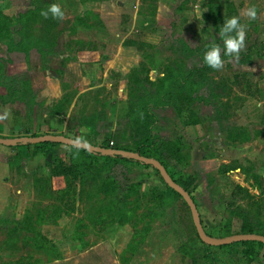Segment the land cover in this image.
Here are the masks:
<instances>
[{
	"label": "rangeland",
	"instance_id": "obj_1",
	"mask_svg": "<svg viewBox=\"0 0 264 264\" xmlns=\"http://www.w3.org/2000/svg\"><path fill=\"white\" fill-rule=\"evenodd\" d=\"M52 4L61 6L63 20L41 15ZM0 16L11 34L0 32V56L6 55L4 42L10 37L17 41L12 35L16 31L22 32L24 45L31 46L27 71L36 75H14L9 67L14 91L25 92L17 82L40 81L41 71L50 69L57 76L53 82L60 86L61 104L53 109H61L67 127L52 131L54 136L76 140L83 135L86 142L81 143L104 148L112 142L113 147L134 152L143 127L151 125V159H160L183 179L208 236L222 238L227 228L231 236L239 235L245 215L254 216V224L263 225L256 231L264 234V198L248 200L235 189L244 172L227 174L231 166H224L217 176L223 167L215 161L220 147L207 130L216 120L229 124L228 131L237 139L245 138L232 121L249 97V19L240 20L247 32L239 61L222 51V70L201 68L194 52L199 49L205 55L213 42L223 49L220 29L237 16L229 0H0ZM192 70H199L191 80L201 87L200 94L179 93L172 105L156 106L158 91L171 84L174 75L186 76ZM149 100L153 102L147 106ZM56 148V161L68 165V146ZM95 166L101 171H88L93 178L81 175L73 182L70 176L68 191L38 192L34 201L7 214L12 220L0 225V264H211L212 259L214 264H264L259 259L264 249L255 247L258 255L249 259L239 244L211 248L205 256L182 201L175 198L166 209L155 204L165 188L154 168L124 164L109 170L101 160ZM247 184L243 181V187ZM120 186L137 193L125 198L126 189L117 192ZM44 188L49 191L48 185ZM73 197L75 211L68 214ZM118 202L132 212L122 227L115 224ZM17 224L23 232L12 235L13 248L5 233ZM37 233L55 249H34Z\"/></svg>",
	"mask_w": 264,
	"mask_h": 264
},
{
	"label": "crops",
	"instance_id": "obj_2",
	"mask_svg": "<svg viewBox=\"0 0 264 264\" xmlns=\"http://www.w3.org/2000/svg\"><path fill=\"white\" fill-rule=\"evenodd\" d=\"M234 1L229 0V3L234 6L241 23H246L241 19L243 18L241 12L244 9L251 6L257 9V19H249V64H245L249 71V97H246L243 107L239 110V118L235 117L233 118L235 121H232L239 132L245 133L246 138L239 140L236 135H231L227 128L230 125L224 120L222 123L225 125H221V122L219 125L214 120L212 127L207 130L214 133L213 136L217 137L220 147L218 151L220 157L216 156L215 161L223 167L218 170L217 176L224 173V166H231L227 174L244 172L246 176L243 174L245 177L243 181L248 182L247 187H243L242 181L235 183V189L240 187L242 189L240 193L246 199L255 200L264 198V0H239L238 6ZM102 24L106 28L103 22ZM4 47L6 55L0 56V59L5 61V73L0 80V116H3L5 111L10 115L0 121V138L40 137L53 135L52 131H65L67 122L61 119V109L59 112L57 110L54 112L53 109L61 104L59 100L62 95L60 86L53 82V77H57L56 74L50 69L41 71L40 81L17 82L27 93L15 92V83L11 80L13 76L7 69L13 68L14 75H36L27 71L31 52L25 55L20 52H9L6 46ZM78 54L87 56L86 52H78ZM54 150L56 151L57 148ZM45 151H37L33 147L15 148L0 145V219H6L7 214L18 211L22 206L19 204L34 201L38 192L44 195L66 190L67 178L60 174L52 175L53 165L48 163ZM124 164L126 163H117L111 168ZM69 165L70 162L66 166ZM103 168L107 167L103 165ZM71 179L69 178L70 181ZM45 185L49 186V191L44 190ZM55 185L57 187H54ZM70 202L73 204L72 209L65 210L68 214L74 213L77 201L73 197ZM249 216L250 219L254 217ZM115 224L118 226V223Z\"/></svg>",
	"mask_w": 264,
	"mask_h": 264
},
{
	"label": "trees",
	"instance_id": "obj_3",
	"mask_svg": "<svg viewBox=\"0 0 264 264\" xmlns=\"http://www.w3.org/2000/svg\"><path fill=\"white\" fill-rule=\"evenodd\" d=\"M2 17V16H0ZM1 19V18H0ZM5 21L4 20H0V32H5L7 35H11L9 30V26L4 24ZM80 23V22H79ZM21 31H16V33H12L13 36H17V41H15V39L13 38H9L7 40V42H4L3 45L6 46L7 51L9 52H20V53H24L25 55H28L30 47L28 44L24 45L25 40L23 39L22 35H21ZM44 36V35H42ZM46 40V39H45ZM54 43H56V38L53 39ZM189 50V49H188ZM191 51V49H190ZM197 56L200 59V63H201V68L205 67V62H204V51H200L199 49H196L194 51ZM3 71L2 66L0 64V80L2 79L3 75L1 74V72ZM195 71H199V70H192L190 72L187 73L186 76H182L179 74L174 75L172 78V82L171 84L168 83L165 86H163V88L158 91L157 95H156V106L160 107H165L172 105L173 103H175L176 100V95L179 93H185L188 95H193L194 93H198L201 91V87H199L198 83L192 82V77ZM13 81V79H11ZM150 102H153L152 100L148 101L147 106L150 105ZM155 102V101H154ZM146 106V104H144ZM143 107V105H142ZM150 118L153 117L150 115ZM195 123V122H194ZM193 124V123H190ZM242 132V131H241ZM244 136L245 133L243 132ZM48 136V135H47ZM237 138V135H236ZM243 138V137H240ZM246 138V137H245ZM244 138V139H245ZM243 139V140H244ZM154 136L151 133V125H149L148 127H143V131L141 134V137L139 139L138 142L135 143L136 149L135 151H131L128 149H124V148H116V147H110V146H104L105 149H115L118 151H126V152H131V153H137L142 157H145L147 159H151V156L149 155V153H151L152 148L154 147ZM76 141V140H75ZM63 145L61 143H52V142H45V143H40V144H32L30 141H28L27 143H19L16 146H14L15 148H23V147H33L35 150L39 151V150H46V155L48 157V163L50 165H53V170H52V175H63L65 178H67V188L66 190H64L63 192L68 191V189L72 186L71 185V181L69 180L70 176H72L73 180H75L74 178L78 179L77 177L81 176V175H90V178H93L91 173L92 172H96V170H100L98 167L95 166V163L97 160H101L104 167H107L108 169H112L111 167L114 164L117 163H126V164H131V165H138V166H142L145 168H151L153 169L151 166L147 165V164H143V163H139L137 161L131 160L128 157H124L121 155H113V156H105L99 153V149L102 147H98L95 145H91L92 149L90 151H86L83 148L79 147V146H68L69 150H70V165L66 166L64 165V163L61 162H57L55 159V148ZM156 161H158L167 171L168 175L170 176V178L180 187H182L190 196H191V191L189 189L186 188V186L184 185V181L181 178H176L174 173L171 172V170L169 169V166L164 163L163 161H161L160 159H155ZM88 171H90L91 173H89ZM153 171L159 176L161 182L164 184V188H165V192H163V195L160 198H156L155 200V204H157V206L160 207H164V209L166 208H171L174 205V200L175 198L179 199L182 201V204L188 209V207L186 206V204L184 203V201L182 200V198L180 197V195H178L176 192H174L172 189H170L168 186L165 185V183L162 181L159 173L153 169ZM95 174V173H94ZM73 175L75 177H73ZM132 187H137L139 186V184L137 185H131ZM120 188V189H119ZM126 188H122L121 186L117 188V192H119L120 190L125 191ZM128 189V188H127ZM124 192L125 193V198L130 196V195H135L137 193V191L135 190H127ZM237 189L239 191H242V189L240 187H237ZM123 193V192H122ZM246 192L244 191V194ZM264 194V191H263ZM193 202L195 203L194 198L191 196ZM72 206V202H70ZM196 205V204H195ZM118 208V212H114V214L116 215V222L118 223V226H123L124 223H128L131 219L132 216V212L129 210H125V202L124 204H121V202H118V205L116 206V209ZM115 209V210H116ZM189 210V209H188ZM190 212V211H189ZM246 221L241 224V228H240V233L239 235H255L259 238H264V234H260L256 231L257 228L261 229L263 225H260L258 223L253 222V219H250V216H246ZM11 219H5V218H1L0 219V225L6 223L5 225H8V222ZM194 227V225H193ZM194 232L192 234H195L198 238L197 232L195 230V228L193 229ZM17 231L19 232H23V229L17 225H15V227L10 230L7 231L5 233L7 240L9 242V246L14 248L13 243H15L14 240V236H12L13 234L17 233ZM191 233V232H190ZM39 234V233H37ZM231 236L230 233V229L227 228L225 230V232L221 235L222 238L225 237H229ZM26 237H23V239H25ZM35 243H37V247L35 246L34 249L37 250H46L47 245H49V248L51 249H55V247L47 240V238L42 235L39 234L37 235V237H35ZM199 239V238H198ZM27 239H25L26 241ZM33 241V239H31ZM201 242V241H200ZM11 243V245H10ZM202 243V242H201ZM39 244V245H38ZM203 244V243H202ZM234 244H239L241 245L242 248V253L250 259V257L253 256H257L258 253H256V248L258 247L260 249H264V243L260 242V241H249V242H240V243H234ZM234 244L231 245H226V246H220V247H210L207 246L205 244H203L204 246V250H205V256L206 254V250H210L211 248H227V247H231ZM23 245V242H22ZM24 248V247H22ZM56 256V255H55ZM211 264H214L215 262L212 260Z\"/></svg>",
	"mask_w": 264,
	"mask_h": 264
},
{
	"label": "water",
	"instance_id": "obj_4",
	"mask_svg": "<svg viewBox=\"0 0 264 264\" xmlns=\"http://www.w3.org/2000/svg\"><path fill=\"white\" fill-rule=\"evenodd\" d=\"M30 141L32 144H40L45 142H52V143H61L65 146H79L83 148L86 151H90L92 149V146L89 144L84 143H77L75 140H69L67 138L54 136V135H48V136H40V137H29V138H18V139H4L0 138V145L6 146V147H14L19 143H27ZM99 153L105 156H113V155H121L124 157H128L131 160L137 161L139 163L147 164L154 168L160 175L162 181L165 183L166 186H168L170 189H172L174 192H176L186 206L188 207L190 211V215L192 218V223L194 225V228L197 232L199 240L210 247H220V246H226L231 245L234 243H240V242H249V241H260L264 243V238H259L255 235H232L225 238H213L208 236L201 224L199 213L197 211L196 205L193 202L191 196L179 185H177L168 175L165 168L156 160L153 159H147L145 157L140 156L137 153H131L126 151H118L115 149H105L100 148Z\"/></svg>",
	"mask_w": 264,
	"mask_h": 264
},
{
	"label": "clouds",
	"instance_id": "obj_5",
	"mask_svg": "<svg viewBox=\"0 0 264 264\" xmlns=\"http://www.w3.org/2000/svg\"><path fill=\"white\" fill-rule=\"evenodd\" d=\"M197 10H199V5H197ZM49 13L54 19L63 20L65 17V12L59 4H52L47 11H42L41 15L47 18ZM241 16L250 20L257 19L256 7H247L241 12ZM246 32L247 25L240 23V17L234 16L224 21L219 33L223 39V49L215 42L211 43L209 50L204 55L206 65L214 70H222L225 64V61L222 59V51L225 55L234 57L235 61H239L241 51L246 48ZM9 115L10 113L5 111L4 115L0 116V121L7 119ZM85 131L81 129V133ZM76 142L81 143L86 141L84 136L81 135L76 138Z\"/></svg>",
	"mask_w": 264,
	"mask_h": 264
},
{
	"label": "built area",
	"instance_id": "obj_6",
	"mask_svg": "<svg viewBox=\"0 0 264 264\" xmlns=\"http://www.w3.org/2000/svg\"><path fill=\"white\" fill-rule=\"evenodd\" d=\"M112 146H113V143L111 142V143H110V147H112Z\"/></svg>",
	"mask_w": 264,
	"mask_h": 264
}]
</instances>
